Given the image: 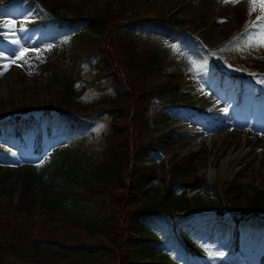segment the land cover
Wrapping results in <instances>:
<instances>
[{"label": "rangeland", "instance_id": "1", "mask_svg": "<svg viewBox=\"0 0 264 264\" xmlns=\"http://www.w3.org/2000/svg\"><path fill=\"white\" fill-rule=\"evenodd\" d=\"M184 1L193 13L191 18L176 11L177 0H0V117L26 120L48 112L56 116L67 112L61 101L64 84L42 73L41 66L46 63H55L60 71L75 74L79 104L71 108L70 119L59 130L43 135L41 154L32 152L33 138H25L24 143L0 142L16 150L11 159L0 161L3 216L19 199L21 175L28 170L38 188L62 190L64 182L52 175L53 154L65 143L73 146L71 138L82 139V151L89 153L80 172L89 166L88 161L93 165L101 158L109 119L98 104L114 92L116 85L110 76L112 70L97 55L106 39L101 29L70 27L76 21L97 16L109 18V30L116 36L134 40L143 55H157L158 62L140 75L149 86H164L169 81L179 86L177 91L156 98L152 105V126L146 135L148 147L137 158L145 191L158 197L171 192L180 198L197 197L219 206L202 217V228L208 231L205 236H194L183 219H178L172 226L166 223L159 229L160 242L154 250L170 253V264L183 261V253L174 241V235L180 232L194 236L196 247L204 254L203 264H260L264 255V205L257 209L252 201L264 191V149L247 158L253 162L249 170H241L242 164L235 163L221 172V180L214 174L207 176L206 171H219L210 162L222 141L217 132L206 129L213 122L204 119L207 111L200 109L208 98L219 104L226 99L228 103L217 112L230 119H246L242 134L252 129L247 120L254 115L264 130V72L259 74L262 72L254 69L255 62L264 58V49L241 51L237 43L259 11L250 15L249 6H245L213 13L207 10L210 0ZM155 5H162L163 10L151 13ZM9 21L14 26L3 27ZM199 36L198 41L194 39ZM17 40L22 48L15 43ZM126 71L122 69L123 76ZM243 71L252 73L244 81L238 78ZM186 111L205 120L196 126L198 131L203 129L200 138L204 142L193 149L188 145L191 139L185 143L172 132L174 123ZM8 132L14 131L5 128L4 135ZM232 144L227 143L226 147ZM231 157L232 153L223 155L221 167ZM184 169L188 173L180 175ZM66 202L71 205L70 212L91 210V205L82 204L75 195H67ZM141 220L151 226L147 218ZM37 225L41 227L39 220ZM238 231L243 237L240 245L234 238ZM77 232L65 242L69 248L96 249L107 245L102 237ZM8 264L28 263L12 257Z\"/></svg>", "mask_w": 264, "mask_h": 264}, {"label": "trees", "instance_id": "2", "mask_svg": "<svg viewBox=\"0 0 264 264\" xmlns=\"http://www.w3.org/2000/svg\"><path fill=\"white\" fill-rule=\"evenodd\" d=\"M85 25L103 30L106 44L97 55L112 70L110 76L116 84L114 92L98 104L109 119L106 146L101 158L93 165L88 161L89 166L83 172H80L86 161L83 159L89 153L82 151V139L72 138L73 146L66 143L57 150L52 175L64 182L62 190L50 192L38 188L29 170L21 175L19 199L9 206L6 215L0 211V263L8 264L15 257L28 264H170L171 254L154 250V245L160 242L157 230L183 219L190 229L201 232L204 212L219 207L197 197H176L172 192L158 197L144 188L137 158L148 147L146 135L152 126V105L156 98L177 91L179 86L172 81L155 88L149 86L140 75L158 62L157 55L150 52L143 55L134 40L116 36L109 30V18L97 16L89 21H76L70 28L76 30ZM41 68L42 73L64 84L61 101L67 112L58 116L48 112L26 120L18 116L0 117V141L17 139L23 143V137H33L32 149L37 154L43 150L44 132L50 136L56 128L59 130L70 119L71 108L79 105L75 74L60 71L55 63H46ZM122 69L127 70L124 76ZM254 69L263 74L264 58L255 62ZM246 72L243 71V77ZM5 128L14 133L4 135ZM30 130L37 133L29 134ZM15 152L0 144V159L10 158ZM186 173L185 169L180 171V175ZM67 195H75L82 204L91 205L90 212L68 211L71 205L66 202ZM263 203L261 191L252 204L258 209ZM142 218H147L151 226L143 224ZM77 231L92 238L102 237L107 245L96 249L69 248L65 242ZM236 236L240 240L239 232ZM174 241L184 255L183 262L178 264H194L193 257L203 258L189 234L178 232Z\"/></svg>", "mask_w": 264, "mask_h": 264}, {"label": "bare ground", "instance_id": "3", "mask_svg": "<svg viewBox=\"0 0 264 264\" xmlns=\"http://www.w3.org/2000/svg\"><path fill=\"white\" fill-rule=\"evenodd\" d=\"M173 1L175 2L176 0ZM177 1L178 7L176 11L184 14V18L193 17V13L189 10V7L186 5V2L184 0ZM245 6H249V0H227V3L225 2V0H210V3L207 6V10L213 13H218L217 11L225 13L226 9L236 10L238 7L242 8ZM170 7L171 5L166 6V10ZM161 8L162 5H155L153 6L150 12L154 14L158 13L159 11L163 10ZM250 26L251 25L249 23L248 28ZM199 38L200 36L194 39L198 41ZM227 103L228 101L226 99L219 104L216 102L215 99L208 98L205 100V103L200 106L201 110L206 109L207 111V115L204 119H211V121L213 122V125L206 127V129L209 130V132H217V138L222 141V146L215 151L210 162L212 167L219 168V171H212V173H210V171H206L204 174H207V176H211V174H214L216 178L220 180L222 179L221 172L223 170L228 171V169L235 165V163H237V166H239V164H242V168H240L241 170H249L253 165V162L251 159L247 158L252 153L264 149V130L260 128L258 124V117H256V115L252 117L250 116V118L247 120V123H250L252 129H250L249 131H245L244 134H242V125H244L246 119H244L243 117H238L239 119L233 117V119H230L229 117L227 118L226 116L222 115V113L217 112L218 110H220L219 107L221 105ZM218 118L223 119L222 122L218 121ZM200 122L203 123L205 122V120L196 119L191 111L182 112L180 117L174 123L172 132L178 137L180 136L182 139H184L185 143H187V140L191 139L190 144H188L189 147L192 149L194 147L196 148L204 142L203 138H200V132L203 129L201 131H198L196 127L197 123ZM231 142L233 144L230 146L228 145V147H226L227 143ZM241 147H244V149L247 147V150L242 151ZM226 153H232V157L229 158L227 162L224 161L221 167L220 159Z\"/></svg>", "mask_w": 264, "mask_h": 264}, {"label": "snow or ice", "instance_id": "4", "mask_svg": "<svg viewBox=\"0 0 264 264\" xmlns=\"http://www.w3.org/2000/svg\"><path fill=\"white\" fill-rule=\"evenodd\" d=\"M225 2L227 3V0H225ZM257 10L259 11V15H257L256 20L252 22L249 28L245 29L244 33H242L237 40V43L241 45L238 50L253 52L259 49H264V0H249V14L251 15ZM13 26L14 25L11 21H9L8 24L3 25V27ZM15 43L22 48V45L18 40L15 41ZM2 74L3 72L0 71V75Z\"/></svg>", "mask_w": 264, "mask_h": 264}]
</instances>
